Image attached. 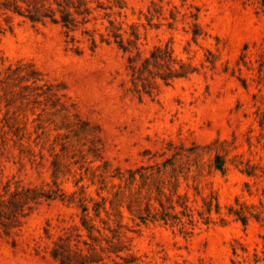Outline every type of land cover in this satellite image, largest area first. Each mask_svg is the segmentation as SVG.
I'll return each mask as SVG.
<instances>
[{"label":"rangeland","instance_id":"rangeland-1","mask_svg":"<svg viewBox=\"0 0 264 264\" xmlns=\"http://www.w3.org/2000/svg\"><path fill=\"white\" fill-rule=\"evenodd\" d=\"M0 264H264L258 0H0Z\"/></svg>","mask_w":264,"mask_h":264},{"label":"trees","instance_id":"trees-1","mask_svg":"<svg viewBox=\"0 0 264 264\" xmlns=\"http://www.w3.org/2000/svg\"><path fill=\"white\" fill-rule=\"evenodd\" d=\"M258 1H259L260 5H261L263 11H264V0H258Z\"/></svg>","mask_w":264,"mask_h":264}]
</instances>
